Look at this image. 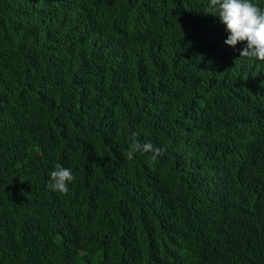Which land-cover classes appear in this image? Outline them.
<instances>
[{"label":"trees","instance_id":"1","mask_svg":"<svg viewBox=\"0 0 264 264\" xmlns=\"http://www.w3.org/2000/svg\"><path fill=\"white\" fill-rule=\"evenodd\" d=\"M210 12L0 0V264H21L17 239L48 240L38 218L59 264L77 249L75 264H264V61L240 59L254 85L234 99ZM56 164L67 193L46 187Z\"/></svg>","mask_w":264,"mask_h":264},{"label":"clouds","instance_id":"2","mask_svg":"<svg viewBox=\"0 0 264 264\" xmlns=\"http://www.w3.org/2000/svg\"><path fill=\"white\" fill-rule=\"evenodd\" d=\"M209 6L211 8L210 13L217 16L220 23L224 26L226 36L221 34V44L224 56L228 63L233 65L230 73L224 74L221 70L220 72L224 74V80L229 78L232 97L234 99L238 97L237 100L245 101L247 97H250V89L254 83L248 77L244 76L241 78L237 68L239 67L240 59L243 61V58L250 61H264V7H260L255 0H209ZM193 35L198 37L199 32ZM246 101L249 100L246 99ZM237 107L242 106L237 104ZM129 155L131 156V153ZM73 180L72 169L56 164L48 172L46 187L54 192L67 193ZM252 209L257 213L255 234L257 238H260L264 229V219L260 217L257 207ZM234 220L238 222L242 221L243 218ZM31 224L38 229H49L51 235L48 240L28 243L23 238L17 239L15 246L18 245L13 247L11 253L22 260L21 264H59L62 258L58 235L39 218ZM231 231L234 232V229ZM82 253V250L77 249L66 263L75 264L79 261V256ZM136 258L151 264L144 257L137 256ZM10 263L11 261L5 258L1 264Z\"/></svg>","mask_w":264,"mask_h":264}]
</instances>
